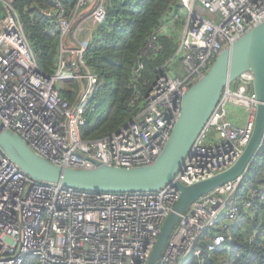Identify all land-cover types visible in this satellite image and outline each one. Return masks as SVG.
<instances>
[{
    "label": "built area",
    "instance_id": "2783aa9c",
    "mask_svg": "<svg viewBox=\"0 0 264 264\" xmlns=\"http://www.w3.org/2000/svg\"><path fill=\"white\" fill-rule=\"evenodd\" d=\"M53 0L45 11L60 32L57 68L40 72L12 0H0V125L54 166L93 170L96 163L115 168L150 165L165 146L178 117L184 92L211 67L215 57L264 21V0H180L186 19L175 65L164 66L138 114L109 137L80 139L97 77L83 56L104 19L105 0H74L68 13ZM160 30L158 29L156 34ZM156 34L146 45L153 50ZM182 54L180 58L177 56ZM77 68L78 74H75ZM141 66L135 71L138 74ZM73 74L64 75L65 71ZM80 88L69 103L58 95L60 81ZM253 74L244 72L226 86L204 128L189 149L174 181L184 186L212 178L233 166L251 137L257 100ZM80 83V84H79ZM243 112L238 124L230 109ZM239 178L199 197L181 216L159 264H186L201 254L223 249L231 241L241 208L264 199L251 189L236 202ZM179 192L165 185L155 192L94 193L32 181L0 150V264H148L161 228ZM215 229L221 231L212 232Z\"/></svg>",
    "mask_w": 264,
    "mask_h": 264
},
{
    "label": "trees",
    "instance_id": "16d2710c",
    "mask_svg": "<svg viewBox=\"0 0 264 264\" xmlns=\"http://www.w3.org/2000/svg\"><path fill=\"white\" fill-rule=\"evenodd\" d=\"M22 23L40 72L54 74L60 32L53 19L44 15L53 8V0H12ZM180 0H105L104 19L96 27L83 60L96 75L97 84L89 107L84 111L86 123L79 128L83 142L109 137L128 124L141 110L144 100L164 66L174 64L186 13ZM71 13L74 0H62ZM0 6V18H3ZM160 30L157 34V30ZM156 34L154 49L146 45ZM138 66L141 69L135 74ZM72 83V82H71ZM78 91L58 89L61 99L72 103ZM251 189L264 194V142L244 175L236 202L248 199ZM215 231H221L215 229ZM231 241L225 248L206 252V236L198 248L200 256L186 264H264V199L241 208L237 225L230 230ZM25 264H38L27 257Z\"/></svg>",
    "mask_w": 264,
    "mask_h": 264
},
{
    "label": "water",
    "instance_id": "95a60500",
    "mask_svg": "<svg viewBox=\"0 0 264 264\" xmlns=\"http://www.w3.org/2000/svg\"><path fill=\"white\" fill-rule=\"evenodd\" d=\"M74 72L78 74L77 68ZM244 72L253 74L252 88L257 105L252 134L243 154L233 166L212 178L190 186L175 182V174L207 123L223 89L229 84L235 87V80ZM263 142L264 21L224 48L209 70L184 92L168 141L150 165L127 169L96 163L93 170L61 168L37 156L19 136L3 130L0 125V150L32 181L94 193L155 192L172 185L179 192V198L161 228L148 264H159L181 216L193 202L227 183L244 178Z\"/></svg>",
    "mask_w": 264,
    "mask_h": 264
},
{
    "label": "rangeland",
    "instance_id": "374dc122",
    "mask_svg": "<svg viewBox=\"0 0 264 264\" xmlns=\"http://www.w3.org/2000/svg\"><path fill=\"white\" fill-rule=\"evenodd\" d=\"M182 56V54H179L177 57L180 58ZM175 65V71H177L178 69V63L177 61L174 62ZM70 74H73V71L70 70V71H65L64 72V75H70ZM59 88H64L65 90H69V91H72V92H76L79 90V86H78V83L77 81L73 80L72 83L71 82H65V81H60L59 84L56 86V89L58 90Z\"/></svg>",
    "mask_w": 264,
    "mask_h": 264
},
{
    "label": "crops",
    "instance_id": "0c3cea01",
    "mask_svg": "<svg viewBox=\"0 0 264 264\" xmlns=\"http://www.w3.org/2000/svg\"><path fill=\"white\" fill-rule=\"evenodd\" d=\"M230 117L234 122L238 124H241L243 122V112L239 108H231Z\"/></svg>",
    "mask_w": 264,
    "mask_h": 264
}]
</instances>
